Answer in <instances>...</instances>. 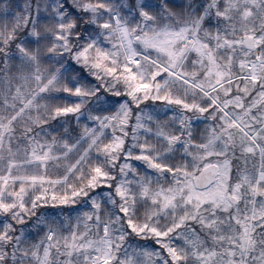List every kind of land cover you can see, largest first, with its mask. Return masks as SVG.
<instances>
[{"label": "snow or ice", "instance_id": "1", "mask_svg": "<svg viewBox=\"0 0 264 264\" xmlns=\"http://www.w3.org/2000/svg\"><path fill=\"white\" fill-rule=\"evenodd\" d=\"M0 264H264V0H0Z\"/></svg>", "mask_w": 264, "mask_h": 264}]
</instances>
